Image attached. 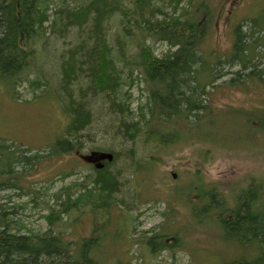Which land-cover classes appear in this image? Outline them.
Here are the masks:
<instances>
[{
	"label": "trees",
	"instance_id": "trees-1",
	"mask_svg": "<svg viewBox=\"0 0 264 264\" xmlns=\"http://www.w3.org/2000/svg\"><path fill=\"white\" fill-rule=\"evenodd\" d=\"M155 1L125 0L124 4L121 0H83L71 5L67 0H58L57 6L61 7H55V20L50 27L56 32L68 33L71 26H77L81 30L78 33L81 40L84 39L73 50L63 52V58L59 57L62 62L59 61L56 67L63 90L72 100L69 106L72 121L65 136L38 151L16 147L0 136V264H100L92 252L100 243V228H95L92 236L77 243L67 238L65 224L68 221L63 219V215L73 210L81 211L85 207L95 211L112 205L120 206L117 202L122 200L120 195L130 194L120 175L130 172L132 164L136 167L137 163L133 158L131 161V156L123 151H112L113 159L96 167L92 178L87 175L82 181H75L51 192V187L28 191L23 186L24 176L33 173L44 157L80 151L83 147L78 132L90 124L92 113L86 104L87 100L74 101L71 95V82L75 81L77 75L79 78V67L87 68L90 83L96 85L97 90L103 91L108 87L112 93V103L118 107L115 111L111 105L109 115L114 113L118 118L123 117L119 119L122 124L117 126L110 125L114 121L105 123L106 134L114 138L122 133L125 141L132 142L136 134L144 132L147 143H158L156 149L169 145H188L200 139L198 129L203 130L205 122L214 124L217 114L213 112L212 92L207 87L210 86L211 90L215 88L216 80L229 72L218 69L224 60H216L215 63V59L206 56L201 50L202 42L210 31L213 13L209 11L205 0H163L160 5ZM51 3L52 0H0V82L15 97L21 95L18 87L25 81L33 92L44 84L42 79H26L23 72L30 68L35 59V44L45 32ZM114 17L121 28L117 36L116 53L117 60L124 64L120 71L116 67L117 60L110 56L111 45L105 31V23ZM257 19L259 28L248 19L247 23L237 25L234 30L233 47L224 62L241 65L250 71L243 74L242 71H236L229 80L232 85H246L247 79L256 77L264 84V53L260 52L264 47V13ZM152 40L166 42L174 49L164 56H158L149 44ZM131 43H135L138 48L135 55L129 54ZM79 54L82 55L80 58ZM80 59L86 60V64L79 63ZM123 74L126 79L133 81L134 77L142 78L140 81H144L148 90L147 101L139 107L140 115L136 120L134 111L125 104L124 93L117 88ZM102 98L105 99H99ZM249 116L256 117L253 113H249ZM180 122L187 129H180ZM259 125L264 126L263 118L259 120ZM125 155L127 162L124 171L109 170L108 165L116 157L119 160ZM147 163L146 166H154L152 160ZM137 167V173L150 170L148 167ZM199 170H195L196 180H193L198 187L195 184L185 186L187 194L199 196L194 207L198 206L200 213H205V219L206 213L210 217L218 215L216 224L222 229L223 239L236 240L247 248L256 244L255 253L249 257L233 255L230 261L225 260L222 264H264V209L256 205L259 184L250 181L242 188L235 207L222 205L220 209H214L213 206L218 207L220 201L216 200L215 204L211 202L216 191L203 187L200 173H197ZM72 174L64 173L59 178L64 179ZM11 188L17 190V197L30 194L31 201L37 202L34 206L38 203L44 205L42 208L46 213L43 216L48 224L44 231L28 229L22 232L26 225L15 219L16 208L21 207L20 204L8 207V197L11 198L13 194H1L2 190ZM170 194H174L175 198L179 191ZM182 200H185L184 197ZM139 201L142 203L141 198ZM187 205L192 209L189 202ZM168 235L156 232L148 237L147 242L156 251L169 246L166 243ZM174 247H181L180 240L177 245L173 244Z\"/></svg>",
	"mask_w": 264,
	"mask_h": 264
},
{
	"label": "rangeland",
	"instance_id": "rangeland-1",
	"mask_svg": "<svg viewBox=\"0 0 264 264\" xmlns=\"http://www.w3.org/2000/svg\"><path fill=\"white\" fill-rule=\"evenodd\" d=\"M67 1L75 5L83 0ZM205 1L210 8L208 10L213 13V21L202 42L201 50L206 56L215 59V63L216 60L226 61L225 57L233 47L236 26L252 20L259 28L257 17L264 13V0ZM155 2L160 5L163 0ZM57 3L58 0H52L45 32L35 44V59L30 68L23 72V77L28 80L42 79V87L33 92L25 81L18 87L21 96L17 98L0 82V136L16 147L30 148L33 151L42 150L65 136L72 121L69 110L72 100H69L63 90L56 67L61 61L59 57L62 59L64 56L63 52L73 50L77 43L84 39L81 40V35L78 34L81 30L77 26H71L68 33L56 32L50 27L55 20V9L61 7L57 6ZM105 26L108 43L111 45L110 56L117 60L120 25L114 17L108 19ZM134 44L131 43L130 55H135L138 49ZM149 44L158 56H164L174 49L162 41L152 40ZM260 50L264 53V47ZM80 56L82 55L79 54V58ZM85 61L80 59L79 63L86 64ZM224 61L218 69L229 73L220 76L212 90L210 86L207 87L212 92L210 98L213 112L217 114L214 124L205 122L204 129H198L201 133L198 136L200 139L188 145H169L159 149H156L158 143H147L144 140V132L136 134L132 142L125 141L122 133L115 138L107 135L105 123L108 120L114 121L110 125L117 126L121 123L119 119L123 117L120 115L121 118H118L114 113L109 115V107L112 105L116 111L118 106L116 103L113 105L112 93L108 87L103 91L97 90V86L90 83L87 68H78L80 79L77 75L75 81L71 82V95L74 101L87 100L86 104L88 103L92 113L90 124L78 132L83 147L80 151L44 157L33 173L24 176L23 186L28 191L51 187V192L75 181H82L87 175L92 178L96 167L113 159L112 151L128 153L131 161L133 158L137 163V168L150 169L137 173L132 164L130 172H122L120 179L126 182L130 194L120 195L122 200L117 201L120 206L112 205L95 211L85 207L81 211L73 210L68 215H63V219L68 221L65 224L66 236L77 243L92 236L95 228H100V243L92 250L100 264H222L225 260L230 261L233 255L249 257L255 253L256 244L247 248L236 240L223 239L222 229L216 224L218 215L210 214V217L209 213H206L205 219V213L201 214L198 206L195 208L193 205L199 196L187 194L185 191L187 184H195V170L200 168L197 173H200L203 187L216 191L214 201L211 202L215 204L216 200L220 201L218 207L212 205L214 209H220L222 205L235 207L237 195L250 181L259 184L256 205L264 209V126L259 125V120L264 119V107H261L264 105V84L257 77L260 83L256 78L246 77V85H232L229 80L235 76L236 71H242L243 74L250 69L246 70L236 64L228 65ZM123 65V62L117 60V70L120 71ZM140 79L142 78L134 77V81L126 79L123 74L117 86L126 97L125 104L134 111L135 120L140 115L139 107L146 103L148 94L144 81L141 82ZM100 97L105 99H99ZM115 98L119 101L116 96ZM249 113L256 117L251 118ZM179 128L187 129L183 122H180ZM92 150L110 154L112 158H107L103 164L97 157L94 160L96 163L82 158V155L89 154ZM126 158L127 155L121 156L119 160L116 157V160L108 165L109 170L124 171ZM151 160L154 166H146ZM64 173L73 174L64 179L59 178ZM173 173L176 177H173ZM55 179L58 180L51 186ZM178 191L176 201L174 194L170 193ZM16 193L14 188L1 192L2 195L13 194L11 198L8 197V207L20 204L21 207L16 208L15 219L26 225L22 232L28 229L34 232L44 231L48 226L43 216L46 213L42 208L44 205L38 203L34 206L37 202L31 201L30 194L17 197ZM183 197L186 201L182 200ZM187 202L192 205V209L188 208ZM198 202L200 206L201 203ZM156 232L169 234L166 238L169 246L153 251L147 239ZM179 240L181 247L173 248V244L177 245Z\"/></svg>",
	"mask_w": 264,
	"mask_h": 264
},
{
	"label": "water",
	"instance_id": "water-1",
	"mask_svg": "<svg viewBox=\"0 0 264 264\" xmlns=\"http://www.w3.org/2000/svg\"><path fill=\"white\" fill-rule=\"evenodd\" d=\"M100 158L101 159H103V158H109V159H111L112 156L110 154L101 153L100 154ZM173 177H176V174L175 173H173Z\"/></svg>",
	"mask_w": 264,
	"mask_h": 264
}]
</instances>
